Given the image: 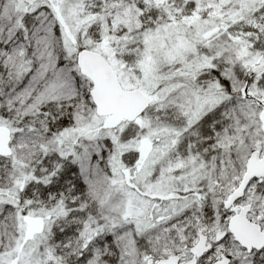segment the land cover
Segmentation results:
<instances>
[{"label":"snow or ice","instance_id":"snow-or-ice-1","mask_svg":"<svg viewBox=\"0 0 264 264\" xmlns=\"http://www.w3.org/2000/svg\"><path fill=\"white\" fill-rule=\"evenodd\" d=\"M0 264H264V0H0Z\"/></svg>","mask_w":264,"mask_h":264}]
</instances>
